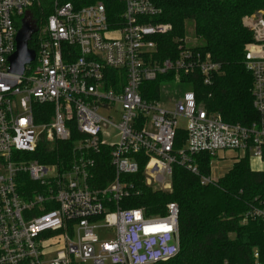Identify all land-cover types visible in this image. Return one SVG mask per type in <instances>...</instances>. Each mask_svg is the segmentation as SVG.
Returning a JSON list of instances; mask_svg holds the SVG:
<instances>
[{
	"label": "built area",
	"instance_id": "obj_1",
	"mask_svg": "<svg viewBox=\"0 0 264 264\" xmlns=\"http://www.w3.org/2000/svg\"><path fill=\"white\" fill-rule=\"evenodd\" d=\"M35 6L52 12L29 43L35 60L15 74L9 58L17 48V18ZM162 13L152 0H0V264L170 261L181 251L178 204L156 216L123 208L126 198L140 194L124 177L137 175L147 160L145 185L169 191L175 165L203 185L217 181L201 174L203 155L235 152L263 160L264 11L243 22L252 35L245 64L257 113L249 126L229 123L200 103L195 82L211 85L220 65L189 46L188 30L176 58H157L156 38L174 28L157 21ZM171 73L174 79L165 82L189 89L170 103L161 100L162 85L159 98L144 97L150 84ZM113 110L121 111L118 124L108 115ZM182 130L187 138L177 150ZM74 133L79 137L70 160L59 165L28 158L41 141L68 142ZM107 148L115 178L99 189L93 184L96 156ZM249 215L264 222V208ZM102 229L110 235H99Z\"/></svg>",
	"mask_w": 264,
	"mask_h": 264
},
{
	"label": "trees",
	"instance_id": "obj_2",
	"mask_svg": "<svg viewBox=\"0 0 264 264\" xmlns=\"http://www.w3.org/2000/svg\"><path fill=\"white\" fill-rule=\"evenodd\" d=\"M152 1L163 10L157 21L171 23L174 27L170 34L156 38L157 58L178 56V40L186 36L187 24L193 21L195 36L204 42L199 45V50L220 65L211 85H205L202 80L195 82L200 103L209 111L220 113L229 123L251 125L257 119V113L253 108V75L246 67L245 54L252 35L243 22L246 17L264 11V0ZM108 4L112 16L115 11L112 3ZM51 12V9L38 6L30 9L38 26ZM33 45L31 42L30 46ZM174 77V73L161 76L149 85L151 92L144 97L159 98L162 83L172 81ZM78 137L74 133L68 142L50 144L41 141L28 158L60 165L71 159ZM186 138V132L179 131L177 150L185 145ZM109 154L107 148L96 156L93 180L96 188H104L115 178ZM212 160L208 155L198 158L203 176H211ZM146 163L147 160L140 162L137 175L124 177L136 185L140 194L126 198L122 207L146 208L147 214L154 216L163 214L169 203L178 204L180 209L181 251L176 258L156 264H264V222L249 215L257 207L264 208V170L253 169L249 156L237 158L222 178L209 185H203L200 177L175 165L169 191L154 190L145 185Z\"/></svg>",
	"mask_w": 264,
	"mask_h": 264
},
{
	"label": "rangeland",
	"instance_id": "obj_3",
	"mask_svg": "<svg viewBox=\"0 0 264 264\" xmlns=\"http://www.w3.org/2000/svg\"><path fill=\"white\" fill-rule=\"evenodd\" d=\"M23 17L17 18V25L20 28L21 23H22ZM187 30L189 34V46H199L204 44L202 40H193L194 32H195V24L193 21L188 22L187 24ZM189 89V86L187 84H176L172 82H165L162 84V102L163 103H170V100H173L175 98H178L182 93L187 91ZM173 104V103H172ZM172 104L166 105L167 109H171L173 107ZM108 114V113H106ZM108 115H111L114 117V122L119 123L120 122V115L121 111L118 110H113L111 111ZM179 126L183 129L187 127L186 121L181 119L179 121ZM110 140H114V138H111ZM251 166L253 169L261 170L264 169V161L259 160L257 158L251 157L250 158ZM233 162L232 159L228 158H214L212 160L211 168H212V177L215 180H218L221 178L225 173L229 171L231 168ZM97 233L101 235L102 237H107L110 235L111 230L108 229H102V230H97Z\"/></svg>",
	"mask_w": 264,
	"mask_h": 264
},
{
	"label": "water",
	"instance_id": "obj_4",
	"mask_svg": "<svg viewBox=\"0 0 264 264\" xmlns=\"http://www.w3.org/2000/svg\"><path fill=\"white\" fill-rule=\"evenodd\" d=\"M39 30L38 23L33 19L30 12L23 17L21 27L17 34V48L9 58L10 72L22 75L26 65L35 60L36 52L29 48V43Z\"/></svg>",
	"mask_w": 264,
	"mask_h": 264
},
{
	"label": "crops",
	"instance_id": "obj_5",
	"mask_svg": "<svg viewBox=\"0 0 264 264\" xmlns=\"http://www.w3.org/2000/svg\"><path fill=\"white\" fill-rule=\"evenodd\" d=\"M228 157H229L230 159H232L233 164L235 163V160H236L237 158H240L239 154H238V153H235V152H226V153H222V154H220V155L218 156V158H228ZM233 164H232V166H233ZM232 166H231V167H232ZM230 169H231V168H230ZM230 169H229V170H230ZM255 170H257V169H255ZM261 170H264V169H261ZM225 174H226V173H225ZM225 174H224V175H225ZM224 175H223V176H224ZM211 176H212V174H211ZM223 176H222V177H223ZM222 177H221V178H222ZM219 179H220V178H219ZM219 179H218V180H219Z\"/></svg>",
	"mask_w": 264,
	"mask_h": 264
},
{
	"label": "flooded vegetation",
	"instance_id": "obj_6",
	"mask_svg": "<svg viewBox=\"0 0 264 264\" xmlns=\"http://www.w3.org/2000/svg\"><path fill=\"white\" fill-rule=\"evenodd\" d=\"M31 14V13H30ZM32 15V14H31Z\"/></svg>",
	"mask_w": 264,
	"mask_h": 264
}]
</instances>
